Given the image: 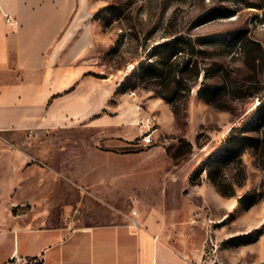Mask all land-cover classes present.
<instances>
[{
	"label": "rangeland",
	"instance_id": "rangeland-1",
	"mask_svg": "<svg viewBox=\"0 0 264 264\" xmlns=\"http://www.w3.org/2000/svg\"><path fill=\"white\" fill-rule=\"evenodd\" d=\"M97 1L91 20L98 39L89 55L98 74L119 82L171 34H226L236 43L200 47L203 52L193 58L199 75L185 74L192 93L178 106L140 83L118 94L112 107L124 95L130 110L129 124L118 130L127 139L118 138L116 130L64 132L98 134L95 156L74 159L69 148L58 154L57 137L43 131L34 132L43 136L0 135V219L15 212L29 214V221L51 212L78 221L95 216L118 222L138 207L159 209L169 215L172 242L194 264H264V199L250 207L243 202L248 194L264 192V142L263 148H248L241 162L222 168L220 175L233 192L229 195L218 191L204 169L224 148L232 127L241 125L264 98V0ZM109 3H119L124 17L105 27L94 15ZM118 37L119 50L107 54ZM188 58L185 53L179 60ZM203 84L224 86L216 103L196 96ZM147 133L154 143L143 146ZM247 134L264 141V127ZM100 150L110 154L103 156ZM12 159L19 161L17 174ZM72 160L81 176L96 166L90 175L95 184L89 187L71 174L55 173L66 188L49 185L44 168ZM33 180L38 182L34 187Z\"/></svg>",
	"mask_w": 264,
	"mask_h": 264
},
{
	"label": "crops",
	"instance_id": "crops-1",
	"mask_svg": "<svg viewBox=\"0 0 264 264\" xmlns=\"http://www.w3.org/2000/svg\"><path fill=\"white\" fill-rule=\"evenodd\" d=\"M98 5L97 0H0V135L43 136L34 133L43 131L57 137L58 154L70 149L74 159L96 155L98 134L64 132L116 130L118 138L127 139L118 131L130 121L124 95L112 107L119 81L97 76V62L89 55L98 39L91 20ZM7 16L17 23H8ZM68 141L73 143L65 145ZM73 160L44 168L48 184L64 191L65 182L54 176L64 173L93 186L96 166L81 176ZM12 165L17 174L19 161L12 159ZM133 210L118 222L95 216L78 221L51 212L28 221L29 214L13 212L0 219V264H194L172 242L168 214Z\"/></svg>",
	"mask_w": 264,
	"mask_h": 264
},
{
	"label": "trees",
	"instance_id": "trees-1",
	"mask_svg": "<svg viewBox=\"0 0 264 264\" xmlns=\"http://www.w3.org/2000/svg\"><path fill=\"white\" fill-rule=\"evenodd\" d=\"M94 17L102 20L104 26L108 27L114 20L123 18L124 11L119 3H109L103 6ZM216 43L227 45L235 44L236 41L226 34L196 36L171 34L166 40L157 43L146 57L136 62L131 71L119 82L114 97L126 92L128 88H135L140 83L144 87L152 89L156 95L167 102L176 106L180 105L192 93L190 84L184 82L185 74L190 72L198 77L200 72L198 64L193 63V58L203 52L201 46ZM120 44L121 37H118L113 46L108 49L107 54L118 51ZM185 53L189 55V58L180 61L179 57ZM97 76L106 77L100 74ZM223 89L224 86L220 84H203L197 89L196 96L214 104ZM112 102H114L113 99ZM263 127L264 98L260 99L259 104L241 125L232 127L225 140L224 148L211 156L204 168L208 173V178L218 191L225 195L233 193L230 185L225 181V175H220L222 168L237 160L241 162L242 155L248 148H263L264 141L260 137L247 134L248 132H258ZM262 199H264V192H254L243 197V202L250 207Z\"/></svg>",
	"mask_w": 264,
	"mask_h": 264
},
{
	"label": "built area",
	"instance_id": "built-area-1",
	"mask_svg": "<svg viewBox=\"0 0 264 264\" xmlns=\"http://www.w3.org/2000/svg\"><path fill=\"white\" fill-rule=\"evenodd\" d=\"M7 22L10 24H14V23H17V20L13 19L11 16H7ZM141 143L143 146L152 145L154 143V138H153L152 134L147 133V134L143 135ZM133 213L135 214L136 211L133 210Z\"/></svg>",
	"mask_w": 264,
	"mask_h": 264
},
{
	"label": "bare ground",
	"instance_id": "bare-ground-1",
	"mask_svg": "<svg viewBox=\"0 0 264 264\" xmlns=\"http://www.w3.org/2000/svg\"><path fill=\"white\" fill-rule=\"evenodd\" d=\"M135 124L138 125V122H136Z\"/></svg>",
	"mask_w": 264,
	"mask_h": 264
}]
</instances>
